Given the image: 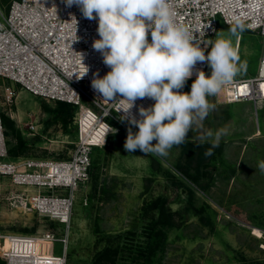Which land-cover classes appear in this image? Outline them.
Returning a JSON list of instances; mask_svg holds the SVG:
<instances>
[{"label": "rangeland", "instance_id": "rangeland-1", "mask_svg": "<svg viewBox=\"0 0 264 264\" xmlns=\"http://www.w3.org/2000/svg\"><path fill=\"white\" fill-rule=\"evenodd\" d=\"M11 1L0 0V17L8 12ZM234 26L221 21L211 40L217 33L228 36ZM237 41L233 38V45L240 60L247 62V71L235 78L256 76L263 36L244 27ZM7 84L16 88L17 97L11 105L2 102V110L30 140L23 157L68 158L77 139L74 119L67 128L61 123L46 127L49 114L44 106H54L55 101L0 77L1 87ZM83 103L95 108L85 97ZM211 103L215 110L203 121L205 128L228 131L205 164L200 165L198 158L207 143L196 144V130L161 157L138 149L127 152L124 143L129 125L110 120L116 131L105 144L91 150L89 178L75 190L68 230L65 224L36 211L10 205L7 197L20 188L0 176L1 232L67 233L66 264H264V172L258 167L264 160V102ZM31 123L36 130L29 127ZM132 131L138 130L132 127ZM6 138L7 147L14 143L11 136ZM185 173L200 175L205 190ZM177 180L188 186H178ZM158 196L167 197L173 226H159V236L154 235L150 244L147 226L157 214L152 201ZM253 227L262 235L255 234ZM40 245L28 242L29 250H38ZM53 247L55 254L63 253L61 242ZM134 254H141L138 262H133ZM3 261L0 257V264Z\"/></svg>", "mask_w": 264, "mask_h": 264}, {"label": "built area", "instance_id": "built-area-1", "mask_svg": "<svg viewBox=\"0 0 264 264\" xmlns=\"http://www.w3.org/2000/svg\"><path fill=\"white\" fill-rule=\"evenodd\" d=\"M174 4L177 22L188 29L194 43L202 48L208 47L207 42L211 41L221 21L227 25L242 24L247 30L263 36L257 75L235 78L208 100L215 104L252 100L257 105L264 102V0H174ZM72 16L77 22L71 20ZM97 28L98 19H86L78 6L68 7L64 0H12L8 12L0 17V77L45 100L77 106L74 116L77 139L68 158H13L8 153L1 113L2 102L13 104L17 90L11 84L0 85L3 91V99L0 92V176L8 177L20 188L7 200L24 211H36L65 224L67 230L75 190L89 178L92 148L105 144L111 133L105 137L106 124L114 130L110 120L124 124L119 119L123 115L120 112L122 102L110 104L101 100L91 86L95 73L103 77L110 71L101 53L92 47L93 41L100 38ZM77 53L83 54V64L88 68L82 78H79L83 69ZM195 69H202L206 75L211 72L206 62H198ZM195 69L191 78H196ZM83 97L96 109L84 104ZM152 104L154 101L149 98L138 99L131 112L139 118V108ZM29 127L36 130L34 123ZM65 190L67 194L61 193ZM67 236V233L57 236L51 231L29 235L0 230V257L6 264H66ZM7 238L17 241V245L18 242L36 244L39 241L42 245L31 254V260L26 255L21 256L26 259H19L12 249L4 247ZM55 242L63 244L61 255L53 251Z\"/></svg>", "mask_w": 264, "mask_h": 264}, {"label": "clouds", "instance_id": "clouds-1", "mask_svg": "<svg viewBox=\"0 0 264 264\" xmlns=\"http://www.w3.org/2000/svg\"><path fill=\"white\" fill-rule=\"evenodd\" d=\"M64 3L68 7L78 6L86 19H98L100 38L93 41L92 47L101 53L110 71L103 77L95 73L91 86L101 100L110 104L122 102L123 115L119 119L129 125L125 150L132 153L138 149L147 155L166 157L173 146L185 143L188 133L196 130V144L210 145L204 156L213 155L228 130L220 128L213 132L205 128L203 121L215 110L208 97L219 94L238 74L247 71V62L240 60L233 45V38H240L244 26L230 27L228 36L217 33L216 39L202 48L194 43L188 29L177 22L174 0H64ZM71 20L76 21L75 16ZM77 54L82 78L88 68L83 64V54ZM198 62L208 64L210 76L195 69ZM194 69L196 78L191 90L183 92ZM145 98L154 104L148 108L141 106L137 118L131 109L136 100ZM133 126L138 131L133 132ZM105 127V137L116 131L108 124ZM258 167L264 172V160L258 162Z\"/></svg>", "mask_w": 264, "mask_h": 264}, {"label": "trees", "instance_id": "trees-1", "mask_svg": "<svg viewBox=\"0 0 264 264\" xmlns=\"http://www.w3.org/2000/svg\"><path fill=\"white\" fill-rule=\"evenodd\" d=\"M195 80V78H190L184 88L182 89L183 92H190L192 82ZM45 111L49 114V120L46 121V127L49 126V124H56L61 123L62 126L67 128L69 125L72 124V120L74 119L75 112L77 110V106L68 102L63 101H55L54 106L45 105L44 106ZM3 124L5 126V135L11 136L14 139L13 144H9L8 146V153L11 157L17 158L20 156H25L28 153L29 150V139L22 135L21 131L17 128L15 121L5 114L3 111L1 113ZM77 131V129H76ZM39 138V136H36ZM126 140V138H125ZM155 143V141H153ZM210 145L206 144V149ZM205 152V151H204ZM204 152L200 154L198 161L199 164H205L204 162L208 160V157L204 156ZM170 175L174 174L171 172ZM185 175L190 178L195 184H197L200 189L205 190L206 183L201 182L199 180L198 175H192L189 173H185ZM178 186H188L185 184L182 180H177ZM152 207L157 211V214L154 215L151 218L150 223L147 226L148 234H149V243L151 244L154 238V235L159 236L158 232L159 226H167L172 227L173 222L171 221V209L168 206V199L164 196H158L155 200L152 201ZM141 254H134L132 256L133 262H138L141 259ZM3 264H6V261H3Z\"/></svg>", "mask_w": 264, "mask_h": 264}, {"label": "bare ground", "instance_id": "bare-ground-1", "mask_svg": "<svg viewBox=\"0 0 264 264\" xmlns=\"http://www.w3.org/2000/svg\"><path fill=\"white\" fill-rule=\"evenodd\" d=\"M253 230H254V233L255 234L262 235L261 230L258 227H253ZM7 242H9V245H7ZM16 242L17 241H13L10 238H7L5 240L4 247L7 248L8 250H11L12 249V252H14L15 255H18L19 259H21V258L22 259H26V257H21V256H25L26 255L31 260V258H30L31 254L33 255V252H36L37 250L33 247L32 249H30L32 252H30L29 247H28V243H26V244H24V243L20 244L18 242V245H17ZM44 254L48 255L47 253H44Z\"/></svg>", "mask_w": 264, "mask_h": 264}]
</instances>
